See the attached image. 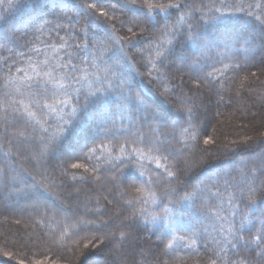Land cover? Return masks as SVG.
Here are the masks:
<instances>
[{
  "label": "trees",
  "instance_id": "trees-1",
  "mask_svg": "<svg viewBox=\"0 0 264 264\" xmlns=\"http://www.w3.org/2000/svg\"><path fill=\"white\" fill-rule=\"evenodd\" d=\"M28 2L0 22V264H264V0Z\"/></svg>",
  "mask_w": 264,
  "mask_h": 264
},
{
  "label": "snow or ice",
  "instance_id": "snow-or-ice-1",
  "mask_svg": "<svg viewBox=\"0 0 264 264\" xmlns=\"http://www.w3.org/2000/svg\"><path fill=\"white\" fill-rule=\"evenodd\" d=\"M169 7H173V8H178L179 5H170ZM155 9L153 8V6L149 5L148 6V13L150 14L152 11H154ZM159 11L160 12H164L165 11V8L163 6H159ZM189 31L191 32V28L189 27ZM191 38V37H189ZM169 44H171V41H169ZM169 52H171V48L168 49ZM162 59H161V63H163V57L165 56V53H161L160 54ZM111 87V85H110ZM101 90H97V93H100ZM97 94L96 93H93L92 96H96ZM188 112H189V115H191V112L192 110L191 109H188ZM152 117H153V120L154 121H162L164 119V117L161 115V113L159 112H153L152 114ZM107 134V132H106ZM211 141L210 139H205L204 140V144L207 145L209 144ZM72 167H79V165H73ZM262 167H264V165H262ZM165 172L167 173V175L170 177V178H175V174L171 171H168L167 168H165ZM7 177L3 174V173H0V180H3V179H6ZM255 192V189L253 188H249V193L252 194ZM189 197L186 196L185 199H188ZM129 204H131V201H129ZM123 235V234H122ZM261 239H264V225H262V231H261V234L258 235L255 240H254V243H258ZM95 247V245H93ZM85 247H87V245H85ZM212 264H215V261L212 262Z\"/></svg>",
  "mask_w": 264,
  "mask_h": 264
},
{
  "label": "rangeland",
  "instance_id": "rangeland-1",
  "mask_svg": "<svg viewBox=\"0 0 264 264\" xmlns=\"http://www.w3.org/2000/svg\"><path fill=\"white\" fill-rule=\"evenodd\" d=\"M18 2H20V0H0V22H2L3 21V23L5 22L4 20H3V14H4V12H7V11H9L11 8H13V10H11V14L12 13H14L15 11H19V10H24V9H26L28 6H30V2H28V3H26V4H22L21 6L19 5L18 7L16 6V4L18 3ZM17 7V8H16ZM6 20V19H5ZM54 51V50H53ZM53 53V52H52ZM51 53V54H52ZM35 60H37V58H35ZM35 60L33 61L34 63H35ZM34 72L37 74V75H39L40 74V69L36 66V67H34ZM45 75L44 76H48V74H49V72H47V71H44L43 72ZM224 104H226L227 105V102L226 103H224ZM229 106V105H228ZM223 105L222 104H220L219 102L217 103V108H218V110H225V109H223ZM247 133H249V132H246V131H244V130H239V134H238V136L241 138L243 135L244 136H246L247 135ZM247 136H249V135H247ZM17 148H20V147H17ZM18 151H21L20 149H17ZM39 152V151H38ZM29 154V153H28ZM41 154V153H40ZM36 155V154H35ZM35 155H33V153H30L29 154V156L31 157H33V156H35ZM25 157H28V155L25 153ZM110 263V262H109ZM84 264H92V259H89V260H87V261H85V263Z\"/></svg>",
  "mask_w": 264,
  "mask_h": 264
}]
</instances>
